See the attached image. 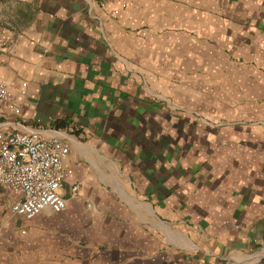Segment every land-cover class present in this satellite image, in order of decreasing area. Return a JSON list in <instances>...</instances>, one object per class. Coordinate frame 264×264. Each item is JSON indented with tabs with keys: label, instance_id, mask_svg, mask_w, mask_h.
<instances>
[{
	"label": "crops",
	"instance_id": "0c3cea01",
	"mask_svg": "<svg viewBox=\"0 0 264 264\" xmlns=\"http://www.w3.org/2000/svg\"><path fill=\"white\" fill-rule=\"evenodd\" d=\"M0 26V131L72 169L32 218L0 183V264H264V0H0Z\"/></svg>",
	"mask_w": 264,
	"mask_h": 264
},
{
	"label": "built area",
	"instance_id": "2783aa9c",
	"mask_svg": "<svg viewBox=\"0 0 264 264\" xmlns=\"http://www.w3.org/2000/svg\"><path fill=\"white\" fill-rule=\"evenodd\" d=\"M8 40V30L0 26V48ZM0 103L16 113L22 108L2 81ZM69 150L67 142L39 130L0 131V183L16 193L10 207L14 215L32 218L47 208L56 212L67 208L60 189L72 173L64 163ZM78 188L79 183H74L72 191Z\"/></svg>",
	"mask_w": 264,
	"mask_h": 264
}]
</instances>
